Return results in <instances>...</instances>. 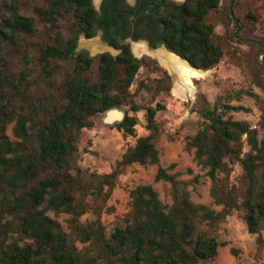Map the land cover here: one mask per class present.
Listing matches in <instances>:
<instances>
[{
	"label": "trees",
	"instance_id": "16d2710c",
	"mask_svg": "<svg viewBox=\"0 0 264 264\" xmlns=\"http://www.w3.org/2000/svg\"><path fill=\"white\" fill-rule=\"evenodd\" d=\"M114 4L105 6L107 15H116ZM100 17L93 0H0V264H209L227 244L217 231L234 210L249 233L257 234L261 251L264 96L239 92L255 98L258 128L229 114L250 110L232 105L234 95L212 103L198 94L193 111L201 117L200 127L186 136L185 149H193L196 163L207 169L213 203L221 208L195 202L189 186L198 178L181 179V172H172L175 161L162 165L157 146L158 114L167 106L151 102L171 91V75L155 58L136 57L117 36L109 40L120 49L117 55L77 50L82 35L97 34ZM156 17L162 32L151 45L165 44L201 70L220 63L226 53L222 39L257 40L247 42L246 60L264 92V37L254 34L255 0H186ZM219 23L225 37L216 31ZM232 55L242 64L241 55L235 50ZM141 67L159 77L139 79ZM143 89L152 93L148 104L136 100ZM124 106L127 111L112 126L136 136V113L143 109L149 133L137 137L111 171L83 168V130L95 126L98 114ZM134 163L157 165L155 180L171 184L173 201L163 202L153 184H139L129 191L128 211L108 232L103 213L115 211L108 201ZM237 163L243 172L232 183ZM89 212L94 218L84 220ZM61 214L69 215L67 226L58 219ZM230 251L238 257V248Z\"/></svg>",
	"mask_w": 264,
	"mask_h": 264
},
{
	"label": "rangeland",
	"instance_id": "374dc122",
	"mask_svg": "<svg viewBox=\"0 0 264 264\" xmlns=\"http://www.w3.org/2000/svg\"><path fill=\"white\" fill-rule=\"evenodd\" d=\"M94 1L97 6H99V2H97V0ZM255 1L259 21L256 22L255 27H253L254 34L258 37H264V0ZM216 31L220 36L225 37L226 29L222 23L218 24ZM237 38L239 40L228 41L227 38L222 39L225 44L226 53L216 67L203 70L205 71L203 76L193 79L195 88L193 98L182 99L177 96L174 90L175 83H173L170 92H162L153 102H151L152 93L145 89L141 90L136 96L137 102L142 104H148L150 102L156 104L157 101L166 104V110L158 114V119L162 125V132L157 141V146L160 149L161 164L169 166L172 162H177V166L172 172H181V179L193 180L196 176L198 180L189 186L191 198L195 202L212 205L216 209H220L221 206L213 203V198L210 194L211 179L207 175V169L202 168L201 165L196 163L194 160V150H186L185 143L186 136L188 134H194L200 127L201 117L193 111L197 96L200 92L205 93L212 103L217 100L225 101L226 98L224 97L229 98L230 95H234V98H232L230 102L232 105L241 104L249 107L250 110H231L229 114L232 115L234 119L247 120L253 126L260 128L259 121L261 111L256 104L255 98L247 93L239 94L240 91L252 90L264 96L262 89L253 82L251 68L246 60L247 54L251 49V45L247 42H256L257 40ZM93 40L107 44L105 41L106 35L98 31L93 37L82 35L79 39L77 50L87 49L91 54L92 48L88 43ZM234 50L237 54L241 55L242 64L238 63L233 57L232 53ZM102 51H110L112 54L117 55L120 49L112 46L110 49ZM144 55L150 56V54H143L141 56L138 55V57L141 58ZM152 58H154V56ZM137 77L139 79L145 78L149 80L159 77V74L141 67ZM132 89L135 91L136 86ZM127 109L128 107L124 106L98 114L94 118L95 126L91 129L85 128L83 130L80 141L81 157L79 161L83 168L98 173L111 171L116 161L121 158L127 147L129 145H134L137 137L149 133L146 128L147 121L145 118V110L143 109L136 113L140 119L139 123L136 125V136L129 135L126 137L123 135L122 131L112 126L113 123H115L113 121L124 116ZM129 113L131 115L135 114L133 111H129ZM260 137H264V129L261 128ZM247 150H249V146L246 144L244 151ZM156 171L157 165L150 164L144 166L139 163H134L123 175H121L118 185L108 201L109 205L115 208V211L104 212L102 216L108 232L113 229L115 223L128 211L130 200L129 191L139 184H153L154 188L159 192L163 202L167 204L172 203L171 184L163 180L156 181ZM242 172L243 169L241 165L239 163L234 164L230 174L231 182L238 183V178ZM68 217V214H61L58 219L67 226L66 219ZM87 218H94V214L91 212L87 213L84 215L83 219L85 220ZM262 234L264 236V230ZM217 236L220 241L227 243L226 245H221L219 248L220 259L224 263L227 262V256H232L235 258L236 264H264V248L258 251V244L256 241L257 234L249 233L247 224L239 211L234 210L232 214L220 224ZM232 246L239 249L238 257H235L231 253L230 248ZM213 261H215V259ZM213 261H210L209 264H212Z\"/></svg>",
	"mask_w": 264,
	"mask_h": 264
},
{
	"label": "flooded vegetation",
	"instance_id": "af4514ba",
	"mask_svg": "<svg viewBox=\"0 0 264 264\" xmlns=\"http://www.w3.org/2000/svg\"><path fill=\"white\" fill-rule=\"evenodd\" d=\"M184 1L186 0H99V6H97L93 0L101 14L98 31L108 35L105 40L107 43L110 38L117 36L126 43H129V38L145 39L151 45V41H155L162 32V21L156 16L168 11L173 4ZM112 2H116L111 5V8L117 13L107 15L104 8ZM103 23L105 27L102 26ZM135 36L140 38L136 39Z\"/></svg>",
	"mask_w": 264,
	"mask_h": 264
},
{
	"label": "bare ground",
	"instance_id": "6f19581e",
	"mask_svg": "<svg viewBox=\"0 0 264 264\" xmlns=\"http://www.w3.org/2000/svg\"><path fill=\"white\" fill-rule=\"evenodd\" d=\"M97 2H99V0H97ZM88 44L92 48V53L111 48L107 44L95 40ZM132 48L135 55L141 56L143 54H150L170 68L178 76L174 81V90L177 96L182 99L193 98L195 93L193 79L203 76L205 71L192 67L187 61L168 51L164 46H159L157 49H151L145 41L139 40L138 42L134 41Z\"/></svg>",
	"mask_w": 264,
	"mask_h": 264
},
{
	"label": "water",
	"instance_id": "95a60500",
	"mask_svg": "<svg viewBox=\"0 0 264 264\" xmlns=\"http://www.w3.org/2000/svg\"><path fill=\"white\" fill-rule=\"evenodd\" d=\"M139 40H143V41H145L146 43H147V45H148V47L149 48H157V47H159V46H164V48H166L168 51H170V52H172V53H174V54H176V55H178L181 59H184L185 61H187L188 63H189V65H191L192 67H195V66H193L191 63H190V61H188L187 59H185V58H183L182 56H180L179 54H177L176 52H174V51H171V50H169L166 46H165V44H159V45H157L156 47H153V46H151L150 45V43H149V41L148 40H145V39H139ZM139 40H134V39H132V38H129V43H130V46H131V48H132V44H133V42L134 41H139ZM107 45L108 46H110V47H112L109 43H107ZM114 47V46H113ZM116 48V47H115ZM132 51H133V48H132ZM101 52H104V51H101ZM101 52H97V53H101ZM97 53H92L91 52V55H96ZM133 53H134V51H133ZM134 55H135V53H134ZM136 57H138L137 55H135ZM150 56H152V55H150ZM153 57V56H152ZM139 58V57H138ZM155 58V57H154ZM156 59V58H155ZM157 60V62L159 63V65H161L164 69H166L167 71H168V73L171 75V77H172V79H173V83H174V81L178 78V76L170 69V68H168L165 64H163L162 62H160L158 59H156ZM195 68H197V67H195ZM199 69V68H198ZM123 117V116H122ZM122 117L121 118H119V119H117V120H120V119H122ZM117 120H115V121H117ZM115 121H113V122H115Z\"/></svg>",
	"mask_w": 264,
	"mask_h": 264
},
{
	"label": "crops",
	"instance_id": "0c3cea01",
	"mask_svg": "<svg viewBox=\"0 0 264 264\" xmlns=\"http://www.w3.org/2000/svg\"><path fill=\"white\" fill-rule=\"evenodd\" d=\"M212 264H236V260H235V258H233L232 256H227V262L224 263V262L220 259V252H219V256H217V259H215V261H213Z\"/></svg>",
	"mask_w": 264,
	"mask_h": 264
}]
</instances>
